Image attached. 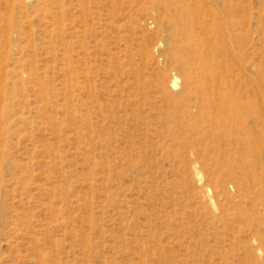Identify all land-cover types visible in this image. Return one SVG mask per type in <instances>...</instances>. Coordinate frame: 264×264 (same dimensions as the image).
<instances>
[{
    "label": "rangeland",
    "instance_id": "rangeland-1",
    "mask_svg": "<svg viewBox=\"0 0 264 264\" xmlns=\"http://www.w3.org/2000/svg\"><path fill=\"white\" fill-rule=\"evenodd\" d=\"M182 1L0 0V264H263L234 141L264 146V0H201L197 103Z\"/></svg>",
    "mask_w": 264,
    "mask_h": 264
},
{
    "label": "bare ground",
    "instance_id": "bare-ground-1",
    "mask_svg": "<svg viewBox=\"0 0 264 264\" xmlns=\"http://www.w3.org/2000/svg\"><path fill=\"white\" fill-rule=\"evenodd\" d=\"M169 8L174 11L175 15L179 10L181 15L173 19V23L176 31L178 25L181 24L186 36L184 43L186 58H180L178 44H173L170 50L171 57L182 65L185 76L184 90L178 94L177 99L181 103L185 102L187 98H195L196 103L198 102L196 98L212 100L217 95L216 89L220 84L215 72L207 69L209 64L214 61L213 54L209 53L210 59L206 51V49L211 51L212 48L210 43H206V35H210L209 24L215 17L213 11L201 0H183L178 5L173 2L172 7L169 6ZM262 40L264 41V37ZM175 84L176 80L173 81V87ZM248 123V118L239 121L240 134L234 141L236 160L243 168V172L235 175V177L238 181L239 191L247 193L250 197V224L253 239L258 242L259 252L257 253L262 254L264 258V146L255 141ZM194 168L196 170L195 175L200 180L202 178L201 172L196 166Z\"/></svg>",
    "mask_w": 264,
    "mask_h": 264
}]
</instances>
